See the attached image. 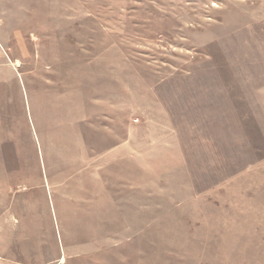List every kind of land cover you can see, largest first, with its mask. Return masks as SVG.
Here are the masks:
<instances>
[{
	"label": "rangeland",
	"instance_id": "obj_1",
	"mask_svg": "<svg viewBox=\"0 0 264 264\" xmlns=\"http://www.w3.org/2000/svg\"><path fill=\"white\" fill-rule=\"evenodd\" d=\"M0 264H264V0H0Z\"/></svg>",
	"mask_w": 264,
	"mask_h": 264
},
{
	"label": "bare ground",
	"instance_id": "obj_2",
	"mask_svg": "<svg viewBox=\"0 0 264 264\" xmlns=\"http://www.w3.org/2000/svg\"><path fill=\"white\" fill-rule=\"evenodd\" d=\"M59 94V93H58ZM57 96V95H56ZM56 99V98H55ZM62 100V99H61ZM64 101V100H63ZM57 106V105H56ZM58 109H61V108H58ZM65 109V108H64ZM61 113V112H60ZM68 118V117H67ZM86 120H88V119H86ZM61 124V123H60ZM76 124V123H75ZM60 127V126H59ZM63 128V127H62ZM83 139H84V137H83ZM52 141H53V139H52ZM54 143V142H53ZM54 146V145H53ZM78 146H80V145H78ZM82 146V145H81ZM85 146V145H84ZM51 148V147H50ZM79 148V147H78ZM83 148V147H82ZM60 149V148H59ZM52 150V149H51ZM90 150V149H89ZM61 151L62 150H60V153H61ZM86 151H87V148H86ZM76 152H78V151H76ZM66 153V152H65ZM80 153V152H79ZM81 153H83L82 151H81ZM86 153V152H85ZM84 153V154H85ZM73 154V153H72ZM78 154V153H77ZM80 155V154H79ZM82 155V154H81ZM87 155V154H86ZM60 156H62V154L60 155ZM77 156V155H76ZM88 156V155H87ZM66 157V156H65ZM76 160V159H75ZM80 160H81V158H80ZM84 160V159H83ZM70 161V160H69ZM68 161V162H69ZM79 161V160H78ZM67 161L65 160V163H66ZM67 162V163H68ZM71 163H73V162H70V164H68V165H71ZM74 164V163H73ZM54 165H57V170H63L62 172H63V174H62V176H61V179L62 180H64V181H66V177H68L69 176V174L70 173H72L73 172V170H72V166L71 167H65V166H63V165H58V163L57 164H54ZM67 170H66V169ZM74 168V167H73ZM56 169V168H55ZM66 170V171H65ZM61 175V174H60ZM68 181V180H67ZM73 182V181H72ZM74 184V183H73ZM85 186V185H84ZM110 200V199H109ZM85 219H86V217H85ZM87 222V221H86Z\"/></svg>",
	"mask_w": 264,
	"mask_h": 264
}]
</instances>
